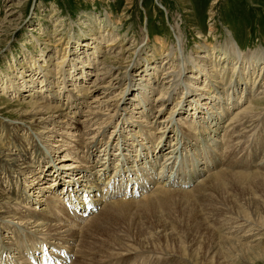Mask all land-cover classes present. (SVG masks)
Returning a JSON list of instances; mask_svg holds the SVG:
<instances>
[{"label": "bare ground", "instance_id": "6f19581e", "mask_svg": "<svg viewBox=\"0 0 264 264\" xmlns=\"http://www.w3.org/2000/svg\"><path fill=\"white\" fill-rule=\"evenodd\" d=\"M10 15L11 14H9V16ZM97 21L98 20H96L95 24L99 26V30L96 28L90 29L91 31L89 30V40L93 41L92 43L95 44L93 46V53L89 54L94 55V57L96 54L105 53V51H101L103 48L100 46L102 42H104V45L108 42L105 36H114V28L110 24L107 23L105 25L101 23V20V22ZM76 37L77 36L67 38L66 49L73 47ZM116 39L113 38L108 42L106 49L109 48L108 50H110L114 48V46L118 45L119 41L125 40V37ZM74 46H80L79 39H77ZM163 46L165 48L167 47V45ZM174 50L175 49L172 50V48L168 49V52H166L164 56L162 55L163 58L160 56L161 60L159 63L156 57H151V59H148L149 61L146 58L143 60L144 62L148 61V63L157 64L152 70L155 71L156 67L163 68L162 72L166 71L164 74L173 78L172 82L168 83V87H164L165 84L163 80H160V78L157 79L154 73L150 71L151 69L145 70L141 68L140 70L143 75L137 72L134 73L135 75H129L128 77V73L125 72L120 78L115 79L110 84L108 83L106 88H102L104 91L108 92L111 89H122L123 86L130 84H132V86L130 85L131 87H138L136 90H131L134 94L129 93V95L134 96V98L128 99V95L125 94L123 90L115 103L114 107L121 109L122 107L119 106V103L121 102L122 105H124L126 101H129L126 104L132 106L130 111L133 121H130L131 118H125L122 119L116 127L112 128L111 136H114L113 140L117 143L116 146L113 147L111 144L109 149L107 147L106 150H104L106 156L109 152V158L107 160L104 159L105 161L102 164L99 159L92 165L88 162V145H91L95 141L83 143L79 137L78 144H76L73 149L70 146L72 145V141L68 136L72 138L77 136V133H75L77 131H82L81 134L84 135H90L95 132V130H91V128L96 127V130H102L97 136V142L100 144L99 138L105 133L104 129L112 125V116L109 114L105 115L108 117V121L101 123V119L104 117L102 110H97L94 113H82L80 106L85 105L87 108H95L86 102L89 89H87L86 93L83 95H72L70 89H68L71 96H68V99H66L68 100V105L65 108L66 112L63 113L58 107V104L62 106L61 97L62 94L64 95L61 90L66 89L68 85H73L75 88L77 86L75 83L77 80L80 81L81 79H85L88 72L83 76V73H85L83 69L84 65L89 66L93 60V56L88 58L90 59L89 64L84 62L82 67H77L73 61H67V64L70 65V70H65L64 72L63 65L66 62V59H64L66 56L62 55L56 63V68L59 70V73L56 74L54 72V75L51 74V76L53 75V79L57 82H52V79H48L47 76L49 73H52V71L44 72L43 70L45 67L42 64H37L36 68L26 65L27 67H31V73L25 74L28 75L27 78L29 77L28 85L39 82L40 89L47 86L50 88L49 91L56 90L55 93L48 92L47 95L46 93H40L41 90L38 92L37 90L34 92L35 89L28 91L32 92L29 93L31 94L29 101L31 102V99L34 101L32 102L33 106L29 104V108L33 110L30 112V116L32 117L26 119L29 121L25 120L24 116L28 115L25 114L21 115L20 117L23 118L12 126L0 122V210L3 209V212H0V233H5L3 230L5 229L8 232L6 234H10V236L7 235L6 237V239L10 240L7 242H4L3 236L0 234V264H26L25 261L27 260H30V262H27L28 264H85L86 262L88 264V262L93 261L91 256H89L92 258H90L91 261L87 259L89 258L88 255L93 252L87 253L89 250H87L88 248L85 246L86 233L81 234L79 237V234H77L78 231H73L72 227H78L77 221L82 220L85 214L93 215L95 213V218L98 217L99 222H101L104 218L106 220V217L108 219L112 209L115 211L117 208H125V203L128 204L131 202L129 201L130 198H126V196H131L133 198L134 195L137 194V190L132 192L130 189L129 193H127V186H129L132 180L141 184L142 187L139 191L140 195L147 192L150 183L155 187L153 192L155 194L154 197L150 196V193L140 197L142 200L139 201V204L142 203L141 206H144L145 211H147V209L154 210L165 206L168 204L170 198H172V195L179 194L182 196L183 200H188L191 197L190 195L195 196L196 199L198 194L203 198L205 190L209 188L214 189L215 187L223 188L227 178H232L233 182L239 185V187L235 189V192H241L240 190L242 189L243 193L241 192V194H243V197L247 195L248 190L256 188L255 186L258 184H254L255 181L260 177L264 178V174H262L263 171L261 172L259 170L264 166V154H261L264 150L263 148L261 149L264 145L263 129L255 127L254 124L250 125L249 122L252 120L240 124V128L245 127L246 124L248 133L252 131L253 134L256 128L258 131L256 133V138L253 139L249 149H245L244 146L246 139L251 137L252 134L244 136L241 135L242 133H239L234 139V144H232L228 138L227 142H229L227 144L229 145L228 147L232 148L233 153H231L232 155L228 154L224 163H221L223 168H219L220 160H218L216 148L217 142L221 144L225 143L220 141L221 139H219L218 135L223 129L220 125L223 124L224 115H227L231 110H229V108L235 105L239 108L245 107L240 110L241 112L238 111L240 113L237 115L244 117L242 111L248 109V106L251 104L245 106L246 100L250 102L256 98H264V84L259 86L261 72L264 71V51L257 49L244 54L237 44L233 45L230 40L227 39L222 44H217L212 47L199 45L195 47L194 54L186 58L173 59L170 53ZM160 54L161 52L155 51L153 56ZM39 57L41 56L39 55ZM31 60L34 62L33 65H35L36 60L38 62L39 58L35 57L31 58ZM145 65L148 67L147 64ZM224 65L230 67L229 71H232L230 78H228L229 75L227 74V70L221 68ZM165 66L166 68L164 69ZM124 69L126 71L127 68ZM185 70L190 72L189 76H183ZM16 76H19L26 85V80L24 79L25 77L22 76V73ZM138 76L140 78L136 79ZM8 81L12 83V79ZM43 82L45 83L43 84ZM13 84L15 83L13 82ZM5 89H10V91L17 94L22 91L21 87L19 89V87L14 86H10L9 89L5 87ZM130 89L132 88L126 87L125 91L128 93ZM178 89H180L181 94L179 98L175 94ZM156 91H159L163 97L154 98L156 95H152ZM75 92L80 93V90ZM238 98H240L243 104L240 101L235 102ZM95 101H97V99H95ZM171 102L175 103V110L172 104H168ZM156 104L161 105L159 108L164 109L170 106L172 107L169 109L166 119L162 120L157 118L158 116H155L153 120L150 121L153 115L151 113ZM105 105H109L108 102ZM123 109L126 110V106ZM247 111L245 112L247 113ZM40 112L47 114V117L34 118V116L39 115ZM249 112L250 111H248V113ZM180 114L186 116L185 120ZM235 114H237V112ZM177 115H180V118L176 120L175 117H177ZM259 115H261V113ZM238 118L241 119L240 117ZM142 120H144L145 124L142 123ZM259 121L261 120L259 119ZM132 123H134V125ZM25 128L32 129V133H25ZM117 129H119V131H117ZM39 130L43 132L41 134L42 137H39L40 140H43L42 143L32 138H35L37 132H40ZM69 130L70 132L73 130V133L69 134ZM120 130L124 132L123 135ZM119 132L120 134H118ZM130 132H132V134ZM59 136H61L62 141L58 139ZM224 136L223 134V137ZM56 137H58L57 140H54ZM52 141L53 143H50ZM57 143H59V145L54 146ZM103 144L107 145L108 143ZM42 145L45 147V150ZM152 145L153 150L149 149ZM122 146L130 149L127 155L123 154L126 150ZM247 150L253 155L250 161H258V164H255L256 166L253 168L251 167L255 169L254 172H249V169L241 167L244 166L242 161L238 163L237 161H234V163L233 161L231 162L232 156H236L242 152L244 153ZM110 152H112L111 156L115 158L113 161H116L115 163L118 165L116 168H111L109 166L111 158ZM257 152H260L259 156H257ZM128 155L130 156L129 158ZM143 161L147 162L146 167L142 166L145 164ZM65 162H71L66 165L68 169H64L66 167L63 165ZM198 165H203L205 168L209 167L211 170L213 169L212 171L216 169L218 171H211L210 174L206 176L202 174V170H199L200 166ZM96 168L98 169L96 170ZM135 168L138 170H135ZM152 168L155 169L154 177L149 174ZM50 169H52V173L54 171L55 179L49 178L50 175H53ZM111 171L113 176L109 174ZM246 171L249 173H246ZM116 172H118V176L114 175ZM99 173L100 175L98 176ZM137 174H139L137 179H131ZM199 174L201 176L193 180V177ZM253 174H255V176H252ZM62 176L67 181H64ZM203 176H205V179H201ZM199 179L201 180L198 181ZM189 182L190 185L197 183L196 187H194L197 193L196 195L192 193V190L188 189L166 188V186H171L176 183L187 188ZM100 183L101 185H99ZM131 183L134 184L133 182ZM163 185H165V187ZM46 195L48 196L45 197ZM64 197H66V200H69L64 202ZM118 197L127 200H124L123 203L121 202L122 204L117 203V205L113 206L112 204H116L114 203L116 201L111 202L109 200ZM200 197L197 196V198ZM71 198H73V201H82L81 205L79 204L80 210L77 208L79 212H76L71 206H68L70 205ZM122 199L119 201H122ZM101 201L103 203L102 208L108 209V213H103L102 211L98 212V210H100L99 207L95 210V207L98 206L97 203ZM136 201H138V199ZM133 202L135 203V201ZM149 202H152V204H149ZM51 209L57 212L55 216ZM236 209H238V207ZM114 211L112 212L114 213ZM121 211L122 209L118 214ZM115 213H117V211ZM59 214L61 217H59ZM89 219L88 221H91ZM95 222L94 224L91 223L90 227H88L91 228L92 226L91 229H98V232H101L102 228L98 226L100 223ZM104 223H102L103 226ZM105 224L107 225V223ZM85 227H83L84 231ZM105 229L107 230V228ZM261 230H263V228H261ZM164 233L167 234L168 232ZM160 234L163 236V232H160ZM160 234L158 233L157 235L159 236ZM158 236L156 238L162 240L164 238V240L169 242L171 241L170 239H173L170 235L166 238V235L163 237ZM26 238L29 241L32 240L31 245L24 242ZM119 239H117V241H119ZM159 239L156 240V242L158 241L157 243L153 242L156 243L153 245L155 250L162 248ZM171 242L176 244V240ZM226 252L228 251L226 250ZM120 253H117V255L122 257L123 255ZM126 254L129 253L126 252ZM38 255L41 257L36 258ZM93 255L94 254H92V256ZM107 256L109 257V255ZM24 257H26L27 260H25ZM99 257H101V255ZM105 258L106 257H104V260ZM124 260L126 261V259ZM214 260L215 259H213V261ZM97 262H99V260ZM113 264L120 263L114 261Z\"/></svg>", "mask_w": 264, "mask_h": 264}, {"label": "rangeland", "instance_id": "374dc122", "mask_svg": "<svg viewBox=\"0 0 264 264\" xmlns=\"http://www.w3.org/2000/svg\"><path fill=\"white\" fill-rule=\"evenodd\" d=\"M9 14L11 15L9 16ZM96 20H101L102 22H100L105 25L108 23L114 28V36H105L108 42L113 38L122 39V37H125V40H118V45L110 50H108L109 48L106 49L108 42L105 45L103 44L104 42H102L100 46L103 49L101 51H105V53L96 54L94 57V55L89 54L93 53V46L95 45L92 43L93 41L89 40V30L95 28L99 30V26L95 24ZM74 36H77L74 39V45L77 42V39H79L80 46L73 45L72 48L66 49L67 38H72ZM226 39L230 40L233 45L237 44L244 54L257 49L264 51V0H0V96H3L0 97V122L12 126L23 118L20 117L21 115L28 114L27 116H24L25 120L32 117L30 116V112L33 110L32 108H29V104L32 105V102L34 101L32 99L31 102L29 101L31 96L29 93H32L28 92L29 90L35 89L34 92L36 90L37 92L41 90L40 93H46V95L48 92L55 93L56 89L54 91H49L50 88L44 85V87L40 89L39 82H34L32 85H28L29 77L27 78L28 75L25 74L31 73V67L36 68L37 64H42L45 67L43 70L44 72L52 71V73L48 74V79H52V82H57L53 79V75L54 72L56 74L59 73V70L56 68V63L62 55L66 56L64 58L66 59V62L63 65L64 72L65 70H70V65L67 64V61H73L77 67H82L84 62L89 64L90 59L88 58L93 56V60L89 66L84 65L83 69L85 73H83V76L88 72L85 79H81L80 81L77 80V82H75L77 84L75 88L73 85H68L66 86V89H62L61 91L64 93V95L61 93L62 106L58 103L57 104L59 109L65 113V108L68 105V100H66L68 99V96H71V94L83 95L86 93L87 89H89L86 102L95 108H87L85 105L80 106L82 113H94L97 110H102L104 117L101 119V123L108 121V117L105 115L109 114L112 116V125L104 129L105 133L99 138L100 144L97 142V136L102 130L98 131L96 130V127L91 128V130H95V132L90 135H84L81 134L82 131H77L75 132L77 133V136L73 138L68 136L72 141V145L70 146L73 149L75 148V145L78 144L79 137L83 143L95 141L91 145H88V162L92 165L99 159L102 164L105 161L104 159L107 160L109 158V152L106 156L104 150H106L107 147L109 149L111 144L113 147L116 146L117 143L113 140L114 136H111L112 128L116 127L122 119L131 118L130 121H133L130 111L132 106L126 104L129 101H126L124 105L120 102L119 106L122 107L121 109L114 107L115 103L119 99L121 91L124 90L125 94L128 95V99H131L134 98V96L129 95V93L134 94L131 90L138 89L137 86L131 87L132 84H130L131 86L127 85L123 86L122 89H111L107 92L103 90L107 87V84L120 78L125 72L128 73V77L129 75H135L134 73L137 72L143 75L140 70L143 68L145 70L151 69L150 71L154 73V76H156L157 79L160 78V80H163L165 84L164 87H168V83L172 82L173 78L169 75H165L164 73H166V71L162 72L163 68L156 67L155 71L152 70L157 64L148 63V59L156 57V60L159 63L161 60L160 56H164L170 48H172V50L175 49L170 53V55L173 56V59L176 60L177 58L182 57L186 58L193 55L195 47H198L199 45L212 47L217 44H222ZM163 45H167L168 48H165ZM155 51L161 52V54L153 56ZM39 55L41 57H39ZM35 57L39 58V63L36 60L35 65H33L34 62L31 58ZM144 58L148 61L144 62ZM145 64H147L148 67ZM26 65H30L31 67H27ZM124 68H127L126 71ZM165 68L166 66L164 69ZM221 68L227 70V74L229 75L228 78H230L232 74V71H229L230 67L224 65ZM21 73L22 76L25 77L26 85L19 76H16ZM51 74L53 75L51 76ZM189 75L190 72L185 70L183 76ZM139 78L140 77L138 76L136 79ZM9 79H12V83L8 81ZM259 81V86L264 84V71L261 72ZM13 82L15 84H13ZM44 83L45 82H43V84ZM10 86L19 87V89L21 87L22 91H20L19 94L13 93L9 89ZM5 87L9 90H6ZM126 87L132 89L127 93V91H125ZM68 89H70L71 94ZM77 90H80V93L75 92ZM175 94L178 98L181 97L180 89H178ZM155 95L156 97L154 98L163 97L159 91L154 92L152 96ZM95 99H97V101H95ZM237 101H240V98L235 100V102ZM107 102L109 105H105ZM168 104H172V107H174L175 103L171 102ZM248 104L251 106H248ZM125 106L127 108L126 110L123 109ZM160 106L161 105L159 104L154 106L155 108L151 113L153 115L152 118H150V121H152L155 116H158L157 118L162 120L166 119L169 109L172 107L170 106L164 109L159 108ZM245 106H248L249 108L242 111L244 117L237 115L241 112L240 110L245 107L239 108L237 105L230 107L229 110H231L227 115H224L223 124L220 125L223 129L218 137L221 139L220 141L222 143H225L221 144L217 142L216 148L218 160H220L219 168H223L221 163H224L225 158L228 157L227 155L233 153L232 148L228 147L229 145L227 143L231 141L232 144H234V139L239 133H242L241 135L244 136L252 134V131L248 133L246 124L243 128L239 127L240 124L252 120L249 122L250 125L254 124L255 127H258L259 129L262 128L264 133V98H256L250 102L246 100ZM175 109L176 108L174 107V110ZM247 110L250 112L248 113ZM235 111L237 114H235ZM245 111H247V113ZM260 113L261 115H259ZM46 115L47 114L40 112V114L34 116V118H46ZM180 115L185 120L186 116L184 114ZM180 115H177L175 119H179ZM259 119L261 121H259ZM142 123L145 124L144 120H142ZM132 124L134 125V123ZM25 131V133L28 134L32 133V129L25 128ZM39 131L40 132H37L35 138H32L42 143L43 140H40L39 137H42L41 134L43 132L41 130ZM117 131H119V129H117ZM254 131L251 137L246 139L244 146L245 149H249L253 139L256 138V133L258 131L256 128ZM120 132L122 135L124 134L123 131L120 130ZM120 132L118 134H120ZM71 133H73V130H71L69 134ZM130 133L132 134V132ZM223 134L225 135L224 137ZM57 138L58 137L54 140H57ZM228 138L229 141L227 142ZM58 139L62 141L61 136H59ZM50 143H53V141ZM103 143L108 144L104 145ZM57 145H59V143L54 146ZM42 147L45 150L43 145ZM122 147L126 150L123 154L127 155L130 149L124 146ZM262 148L264 149V145L261 149ZM149 149L153 150V145L152 147H149ZM111 153L112 152H110V156ZM257 153V156H259L260 152ZM261 154H264V150ZM129 157L130 156L128 155V158ZM252 157L253 155L247 150L244 153L242 152L236 156H232L231 162L233 161L234 163V161H237L238 163L239 161H242V164L246 167H241L249 169V172H254L255 169L252 168L256 166V163L258 164V161H250ZM113 160H115V158L111 156L109 166L111 168H116L118 165L115 163L116 161ZM143 162H145V164L142 166L146 167L147 162ZM70 163L71 162H65L63 165L66 166ZM83 164L86 165L85 163ZM198 166H200L199 170H202V174L206 176H208L213 170L209 167L205 168L203 165ZM261 168L259 170L261 172L263 171L262 174H264V166ZM64 169H68L67 166ZM97 169L98 168H96V170ZM135 170L138 169L135 168ZM215 171L217 172L218 170L216 169L212 172ZM50 172L53 175H50L49 178L55 179L54 171L52 173V169H50ZM247 172L248 171H246V173ZM109 174L110 176H113L112 171ZM149 174L154 177L155 169H150ZM99 175L100 173L98 176ZM114 175L118 176V172ZM138 175L139 174L133 176L131 179H137ZM199 176L201 175L194 176L193 180H196ZM252 176H255V174ZM203 178L205 179V176L201 179ZM62 179H64L63 176ZM64 181L67 180L64 179ZM131 182L129 183V186H127V189H130L132 192L137 190V194L134 195L133 198L131 196H126V198H130L129 201H131L128 204L125 203V206L128 208H115V211L112 209L114 213L111 211V215L109 214L108 216V219H111L110 222L107 217L106 220L104 218V220L102 219V221L99 222V218H95V213L93 215L86 214L87 217H82V220L77 221L78 227H72L73 231H78L77 234H79V237L81 234L86 233L85 246L88 248L87 250H89L87 253L89 254L90 252H93L88 255V257L91 256L93 258H87L88 261H91V259L93 260L88 262V264H109L111 262V264H113L114 261H117L120 264H264L263 177H260L254 183L258 184V188L255 186L256 190H248L247 195L244 197L243 194H241V192L243 193L242 189L240 190L241 192H235V189H237L239 185H236L232 178H227V181L225 180L226 184L223 185V188H209L205 190L203 198L198 194L197 196L200 198H197L196 196L195 199V196L190 195L191 197L188 200H183L182 196L179 194L172 195V198H170L171 201H168V204L170 203L169 205L166 204L165 206L154 210L147 209V211H145L144 206H141V202V204H139V201L142 200L140 197L145 194L147 195L148 193H150V196L154 197L155 194L153 192L155 187L150 183L147 192L140 195L139 191L142 187L141 184L133 180ZM196 184L197 183L190 185L189 182L188 187L185 188L176 183L171 186H166V188L188 189L192 190V193L196 195L197 193L194 188L196 187ZM99 185H101V183ZM163 186L165 187V185ZM47 196L48 195L45 197ZM65 198L66 197L63 198L64 202L69 200H66ZM72 199L73 198L70 199V205L68 206H71L76 212H79L82 201H73ZM121 199L122 197H118L110 199L109 201H116L114 202L116 204H112L115 206L117 203L120 204L121 202L123 203L124 200H127L122 199V201H119ZM137 199L138 201H136ZM133 201H135V203ZM149 204H152V202H149ZM97 205L98 206L95 207V210L99 207L100 210H98V212L102 211L103 213H108V209L102 208V201L98 202ZM237 207L238 209H236ZM77 208H79V210ZM121 209L123 212L121 211L119 215L118 212ZM116 211L117 213H115ZM0 212H3V209H1ZM166 212H169L170 214ZM52 213L55 216L57 212L52 210ZM59 217H61L60 214ZM88 219L92 222L88 221ZM103 221L107 223V225ZM94 222L100 223L98 226L102 228L101 232H98V229H91L92 226L89 228L90 224H94ZM102 223H104V226ZM81 226L85 227V231ZM105 228H107V230ZM261 228H263V230H261ZM3 230L5 233L0 234L3 236L4 242L10 241L6 239L7 235L10 236V234H6L8 232L5 229ZM160 232H163V236L166 235L165 238L169 235L172 236L173 239L170 240H176V244H173L171 241H166L164 238L163 240L156 238L158 236L157 234H160ZM164 232L168 233L165 234ZM161 234L159 236L163 237ZM27 238L24 239V242L31 245L32 240L29 241ZM117 239H119V241H117ZM157 239L160 240L162 248L156 249V251L153 245L158 242H156ZM69 246L71 247L70 244ZM226 250L228 252H226ZM126 252L129 254H126ZM117 253H120L123 256L121 257L120 255H117ZM92 254L95 256H92ZM100 255L101 257H99ZM107 255H109L110 259ZM39 257L41 256H36V258ZM104 257H106L105 260ZM24 259L27 260L26 257H24ZM124 259H126V261ZM213 259L215 260L213 261ZM98 260L99 262H97ZM28 261L30 262V260L25 261L26 264H28ZM85 264H87V262Z\"/></svg>", "mask_w": 264, "mask_h": 264}]
</instances>
